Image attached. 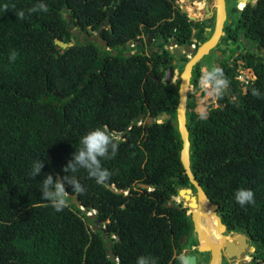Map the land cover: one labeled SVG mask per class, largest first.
I'll use <instances>...</instances> for the list:
<instances>
[{
  "label": "trees",
  "instance_id": "1",
  "mask_svg": "<svg viewBox=\"0 0 264 264\" xmlns=\"http://www.w3.org/2000/svg\"><path fill=\"white\" fill-rule=\"evenodd\" d=\"M37 2L0 0V264H135L139 255L181 264L196 234L186 209L173 201L179 189H193L180 161L178 85L161 81L174 58L163 49L130 56L125 47L149 33L180 46L204 42L202 22L189 20L175 0H43L47 11ZM237 24L254 51L220 63L228 83L205 116L195 113L188 93L189 163L226 230L245 234L255 247L251 264H264V0L247 4ZM69 25L90 37L102 27L96 37L103 44L79 42ZM55 40L71 46L58 48ZM240 60L256 77L245 88L236 79ZM203 63L193 68L194 89ZM162 113L170 119L155 122ZM101 125L119 135L115 154L102 158L108 179L97 184L83 168L63 171L80 136ZM34 159L45 164L30 177ZM48 172L56 179L75 175L84 191L66 185V203L55 210L39 189ZM238 187L252 189V204L234 201ZM94 221L101 230L91 229Z\"/></svg>",
  "mask_w": 264,
  "mask_h": 264
},
{
  "label": "clouds",
  "instance_id": "2",
  "mask_svg": "<svg viewBox=\"0 0 264 264\" xmlns=\"http://www.w3.org/2000/svg\"><path fill=\"white\" fill-rule=\"evenodd\" d=\"M175 1L178 2V0H175ZM195 1L198 3L197 0H191V1L188 0L189 5H192V3H193L192 6H195L194 5ZM252 1H247V2L241 1V3L242 2L244 3V5L242 6V9L240 10V12H242L244 10L245 5L251 4L250 2H252ZM254 4H255V2L252 3L251 5H254ZM197 5L198 6H196V8L200 6L199 3ZM176 6L178 8H181L183 13H186V16L188 19L190 17H192L189 13L186 12L185 5L183 2H182V5L178 3ZM36 7H38L39 10L47 11V4L44 3L43 0H38ZM36 7L30 8V9H28V11H34V10H36ZM193 10H194V14L196 12L197 16L200 17L201 22L203 24L204 21H202L203 17L201 15V12L199 10H195V8ZM18 14L21 17H23L24 10H20ZM198 14L201 16H199ZM193 19L195 20V18H193ZM206 20H207V18H206ZM207 24H204V25H207ZM96 36H97V33H96ZM93 37H94V35H93ZM145 37H146L145 35H142V36H139L137 38V41H132V42L127 43L126 47H125V54L130 55V56L134 55L135 53H138L139 55H141V54H147V55L152 54V53H149L147 51L146 47H144V49H143V43L145 44ZM208 39H206L204 41V43ZM138 43H140V45H138ZM68 44H69V46H71V43H68ZM137 46H138V49H137ZM184 46H189L192 50L196 51L195 50L196 45H194L193 43H191L190 45H184ZM182 47L183 46H180L179 49H182ZM175 48H176V46L174 45L173 48L170 47V51L169 50H167V51L172 54V51ZM139 51H140V53H139ZM183 54L186 56H189V57L192 56V54H187V53H183ZM15 57H16V52H15V50H13L9 53V60H14ZM237 65H238V68L236 70L237 76L242 74V75L250 77V79L252 81L255 80L256 77H255V74L251 68H243L244 63L241 60L237 61ZM174 67L175 66H173V68ZM173 71H174V76H175V70H173ZM166 73H167V70L165 71L164 77H165ZM201 73H202V75H201V78L199 79L197 89H199L201 87L204 88L205 90L212 88V92L218 93L220 91V89L223 88L224 86H226L228 83L227 80L222 78L221 70L218 67H213L211 70H204V71L201 69ZM237 76H236V79H237ZM164 77L161 79V81H163ZM172 81H173L172 85L177 84L176 82H174V77L172 78ZM189 88H191V90H192L193 86L192 87L189 86ZM189 88H188V93H190ZM243 88H245V86H243ZM197 89H195V90H197ZM252 93H253V95H257V96L260 95L259 90L255 89V88L252 89ZM186 101H187V99H186ZM196 106H197V104H196ZM186 112H187V108L185 109V114H186ZM147 118H146V123H147ZM157 118L155 119V122L162 123L159 119L157 120ZM115 138L119 139V135L116 133H114V135H113L108 130L107 126H105V125H101V126L91 128L90 130H88L87 132H85L83 135L80 136L79 144L76 147V151L71 154L72 159L67 161L66 165L63 167V171L70 170L72 173H75L77 170V167L83 168L87 171V175L89 177L93 178L97 184H103L109 177V171H108V169H106L105 167L102 166V158L111 157L112 155L115 154L117 147H118V145L114 142ZM44 164H45V161L43 159H34L30 165L29 176L35 177L38 174H40L41 169L44 166ZM66 172H68V171H66ZM66 185L68 186L67 189H69L73 192H83L84 191V186L81 184L80 180L75 175H71V176L63 175L59 179H56V178H54V175L51 172L45 173L43 178H42V181L40 183V188H39L40 194H41V199L43 201L50 203L55 208V210L59 211L61 209V207L66 203L65 195L68 193V191H66ZM192 191H193V189H192ZM177 195H178V193H177ZM193 195H194V193H193ZM232 195H233L234 201L237 202L238 204H240L241 206H243L245 204H252L254 202V193H253L252 189L247 188V187L236 188ZM174 198H173V200H174ZM207 200H208V198H207ZM208 202H209V200H208ZM209 204H211V203L209 202ZM185 209H186V213H187V211H190L186 207H185ZM92 214H93V212H92ZM88 215H91V214L88 213ZM186 215L189 216L191 218V221H192V217H191L192 213L190 212L189 214H186ZM222 225L225 227L224 224H222ZM225 229H226V227H225ZM224 231L222 230V233ZM222 233L220 234L221 237L223 235ZM239 234H241V233H239ZM242 235H243V233H242ZM244 236L248 239V237L246 235H244ZM225 240L229 241L230 239H225ZM252 250L254 251V249H252ZM245 257L247 259L248 258L251 259V257L249 255H247ZM236 260H238V259H236ZM115 262L117 263L118 260L116 259ZM135 264H155V259L150 257L149 255H139L136 258ZM182 264H183V259H182Z\"/></svg>",
  "mask_w": 264,
  "mask_h": 264
},
{
  "label": "flooded vegetation",
  "instance_id": "3",
  "mask_svg": "<svg viewBox=\"0 0 264 264\" xmlns=\"http://www.w3.org/2000/svg\"><path fill=\"white\" fill-rule=\"evenodd\" d=\"M197 1L200 4V6L197 8L195 7V10H199L201 12V15L203 17L202 21H205L207 18L208 24L204 25L205 22H203V28L205 31L204 32L205 35H209L208 36V38H209L215 30L216 21H217L216 0H204V1L203 0H197ZM248 1H252V0H248ZM240 3H241L240 0H224L225 19H224L223 27H222L223 34L218 39L216 46L214 48H212L206 56H204L202 59L199 60V61L203 60L205 62L202 64L201 69L208 70V68H207L208 63H210L212 66L220 67V63L225 59L228 60L227 62L230 65V62L232 63V61L235 58L239 57L241 53H244L245 50H253L252 46L249 45L247 40L244 38V34L241 32H237L235 30V27L238 25L237 24L238 19H240V13H241L240 10L242 9V8H239ZM250 3L252 4L253 2H250ZM245 7H246V5H245ZM189 8L191 9V7H189ZM181 11H182V9H181ZM201 15H199V16H201ZM191 18L192 17H190L189 19L191 21H193L194 23H196L197 21L201 22L200 17H198L197 15H195V20L193 18L192 19ZM194 32L195 31H193V33ZM235 33H237V35ZM172 41L175 42L176 48L179 49L180 45H178L176 43L175 39H171L169 41H165L162 37H159L156 39L153 37L152 33H149L145 37V44L143 43V49H144V47H146L147 51L149 53L161 52L162 49H163V51H166V50L170 51V47L173 48V46H171ZM192 43L194 45H196V48H195L196 51H198V49L201 48L202 45L204 44V42L198 41L196 39H194L192 41ZM231 52L233 53V55L230 57ZM192 57L193 56L189 57V56H186L183 54L181 57H179L177 59L174 58L171 60V65L174 61L176 62L174 65L175 68H173V70H175L176 74H178V80L176 82L178 86L180 83L181 72L183 71L186 63ZM182 58L185 60V62L183 64V69L180 71L179 70V64H180ZM206 58H207V60L209 59L210 62H208L206 60ZM192 74H193V70H192ZM191 78H192V75H191ZM190 86L192 87L191 83H190ZM193 89H194V87H193ZM193 193L196 196L194 187H193ZM192 214L196 215L194 213H192ZM215 215L219 218V221L222 223L221 218H220L217 210L215 211ZM215 215L212 213V215L205 216L206 217V223H207V230H208V234L210 235V237L214 241H216L219 244V246H221V243L225 239H230V241H233L234 237H236L239 234V232H234L233 230L232 231L230 230V232H228L225 229V231L222 233V228L219 226L218 219L215 217ZM194 221H195V225H196V227L199 231V234H200V240L197 236L198 234L194 230V225H193V232L196 234V240H198V242L196 241V243L191 244V246H186L182 250V252L179 255V258L181 259V264H182V259L184 261V259L188 256H194L195 257V260H196L195 264H202L204 262H205V264H209L210 260H211V252H209V251L199 252L200 246H206L208 249H210L207 246L205 239H204V236H203L202 220L200 218L194 217ZM221 233L223 234L222 237L220 235ZM243 235H245V234H243ZM188 242H191V241H188ZM247 243H248V248L254 249V251H255V247H252V243H251L249 238L247 239ZM246 250L247 251H245V253H243L241 255V258L238 259V261H239L238 264H251L252 263L251 254L254 251L249 252L248 249H246ZM221 251H222L221 252L222 254H221L220 264H236V258L232 257L229 259L225 255V247L221 248ZM247 255H249L251 257L249 262H248V259L245 257Z\"/></svg>",
  "mask_w": 264,
  "mask_h": 264
},
{
  "label": "water",
  "instance_id": "4",
  "mask_svg": "<svg viewBox=\"0 0 264 264\" xmlns=\"http://www.w3.org/2000/svg\"><path fill=\"white\" fill-rule=\"evenodd\" d=\"M191 1V0H189ZM243 2H247L248 0H240ZM216 8H217V21H216V26H215V30L212 34V36L202 45L201 48L198 49V51H194L192 50L189 46H184L182 47V49H178L175 48L172 51V55L174 56L175 59L181 57L183 55V53H187V54H192V58L186 63L183 71L181 72L180 75V83L178 86V104H177V108H176V119H177V125H178V129L179 132L181 134V140H182V147H181V151H180V161L182 163L183 169H184V173L187 176L190 184L194 187L195 189V194L196 197L193 195V191L191 188H181L178 190V197L180 198L181 201H183V203H185L186 208L191 210V208L197 209L198 205H199V197L202 196L203 198H205L207 200V196L205 194V192L203 191L202 187L200 186V184L196 181L194 175L191 172L190 169V163H189V147H190V142H189V133H188V129L186 127V114H185V109H186V99H187V94H188V88L190 86V79H191V75H192V70H193V66L200 60L202 59L204 56H206L208 54V52L214 48L216 46V43L218 41V39L220 38V36L223 34L222 32V27H223V22L225 19V8H224V3L223 0H216ZM220 16H221V22H220ZM68 19V23H70V18L69 16H67ZM205 24L208 23V20L204 21ZM102 29L99 28L98 32H100V30ZM219 29V31H218ZM68 30L70 31V33L79 39V42L83 43L85 40L88 41H96L99 45H102L103 42L100 41L97 37H90V36H86L85 33L74 29L72 26H68ZM97 32V33H98ZM216 33H218V36L216 38V40L214 41V43L212 44L211 41L214 38V36L216 35ZM55 45H57L58 48H62L65 49L69 46V44L67 43H63L59 40H55L54 41ZM158 44V43H157ZM209 44L208 48H205L204 45ZM138 45H140V43H138ZM175 42L172 41L171 42V46H174ZM207 50V51H204ZM140 53V51H139ZM192 62V63H191ZM175 61L172 63L171 66L168 67L167 69V73L163 79V82L165 84H173L172 78L174 77V71H173V66L175 65ZM160 120L161 122H164L166 120L170 119V116L166 113H162L157 120ZM154 123V119L152 117H148L147 118V124L148 125H152ZM59 179V178H58ZM142 188H146L145 185H140ZM117 193H119L120 191H116ZM71 198V202L76 205L77 208H81L80 204L77 202L75 195H70L69 196ZM208 201V200H207ZM82 209V208H81ZM217 210V206L215 204H210V211L215 215V211ZM90 216V215H88ZM192 222L194 225V230L195 232L198 234V238L200 240V234L199 231L195 225V221H194V215L192 214ZM216 217V215H215ZM218 219L219 225L222 228V230H225V227L222 225V223L219 221V218L216 217ZM92 230H101L98 221H94V226H91ZM103 239H105V243H106V247H107V251L109 253V257L112 261H116V259L113 256L112 253V249L111 244L109 242V240H107V238L105 237V235L103 234ZM225 247V255L230 259L232 257L236 258V259H240L241 255L243 253H245V251H247L246 249H248L249 252H253V250L251 248H248V243H247V238L242 235V234H238L236 237H234V241H227L224 240L221 243V246L217 245L215 248H211L208 249L206 246H200L199 247V252H203V251H209L211 252V260L209 264H214L216 258H219V263L221 262V248ZM196 260L194 256H188L184 259L183 264H195Z\"/></svg>",
  "mask_w": 264,
  "mask_h": 264
},
{
  "label": "rangeland",
  "instance_id": "5",
  "mask_svg": "<svg viewBox=\"0 0 264 264\" xmlns=\"http://www.w3.org/2000/svg\"><path fill=\"white\" fill-rule=\"evenodd\" d=\"M182 2L184 3V5H185V9H186V12L187 13H189L190 11H188L187 10V8L186 7H191V10L193 11V13H194V8L196 7V6H198L197 4V2L195 1L194 2V5L195 6H192L193 5V3H192V5H189V2H188V0H178V2L177 1H175V4L177 5L178 3L179 4H181L182 5ZM253 3L255 2V0H253L252 1ZM195 14L197 15V13L195 12ZM191 16H193V15H191ZM193 18H195V16H193ZM94 35V34H93ZM94 37H96V34L94 35ZM174 58V57H173ZM206 60H207V58H206ZM208 62H210V60L208 59L207 60ZM232 63L230 62V65H231ZM210 66H212L211 64H210ZM203 71H204V69H202ZM246 72V71H245ZM201 78V77H200ZM177 80H178V74H176V72H175V76H174V82H177ZM201 83V82H200ZM189 92L190 93H194V97H195V99H196V104H197V106H196V108H195V113L197 114V115H199V116H205L206 114H207V112H208V110H209V108L211 107V108H215V107H217V104H216V96H217V93H214V92H212V88L211 89H204V88H199V89H197V90H191V88H189ZM203 93V94H202ZM173 201H175V203L176 204H181V208H183V209H185V207H186V205H185V203H183L182 201H180V198L177 196V197H175L174 198V200ZM190 213V211H187V213L186 214H189ZM208 216V215H207ZM197 242H198V240H196ZM250 261V258H248V262ZM238 260H236V264H238ZM202 264H205V262L204 263H202Z\"/></svg>",
  "mask_w": 264,
  "mask_h": 264
},
{
  "label": "bare ground",
  "instance_id": "6",
  "mask_svg": "<svg viewBox=\"0 0 264 264\" xmlns=\"http://www.w3.org/2000/svg\"><path fill=\"white\" fill-rule=\"evenodd\" d=\"M223 3H224V0H223ZM189 12L190 15H193L195 16V14L193 13V11L189 8V7H186ZM192 16V17H193ZM221 16H220V22H221ZM219 31V29H218ZM218 36V33H216V35L214 36V38L212 39L211 43L213 44L214 41L216 40ZM209 44H206L204 45L205 48L203 49H206L208 48ZM204 51H207V50H204ZM192 63V62H191ZM199 201V205H198V208L195 209L196 210V215H194L195 218H200L202 220V223H203V236H204V239H205V242L207 244V246L211 249V248H215L217 245H219L216 241H214L210 235L208 234V230H207V223H206V217L207 216V213L205 212L206 209H210V205H208L205 201V198H203L202 196L199 197L198 199ZM191 209H194V208H191ZM219 263V258L217 257L216 260H215V263L214 264H218Z\"/></svg>",
  "mask_w": 264,
  "mask_h": 264
},
{
  "label": "built area",
  "instance_id": "7",
  "mask_svg": "<svg viewBox=\"0 0 264 264\" xmlns=\"http://www.w3.org/2000/svg\"><path fill=\"white\" fill-rule=\"evenodd\" d=\"M237 79L241 81L242 83H244L243 84L244 86L247 83V81L250 79V77L241 74L237 76Z\"/></svg>",
  "mask_w": 264,
  "mask_h": 264
}]
</instances>
